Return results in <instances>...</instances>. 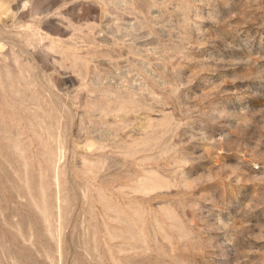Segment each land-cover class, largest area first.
I'll list each match as a JSON object with an SVG mask.
<instances>
[{"label": "rangeland", "instance_id": "374dc122", "mask_svg": "<svg viewBox=\"0 0 264 264\" xmlns=\"http://www.w3.org/2000/svg\"><path fill=\"white\" fill-rule=\"evenodd\" d=\"M0 264H264V0H0Z\"/></svg>", "mask_w": 264, "mask_h": 264}]
</instances>
